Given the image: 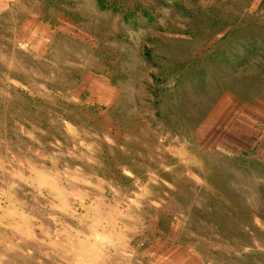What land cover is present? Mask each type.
Masks as SVG:
<instances>
[{"label": "rangeland", "instance_id": "1", "mask_svg": "<svg viewBox=\"0 0 264 264\" xmlns=\"http://www.w3.org/2000/svg\"><path fill=\"white\" fill-rule=\"evenodd\" d=\"M0 264H264V0H0Z\"/></svg>", "mask_w": 264, "mask_h": 264}, {"label": "trees", "instance_id": "2", "mask_svg": "<svg viewBox=\"0 0 264 264\" xmlns=\"http://www.w3.org/2000/svg\"><path fill=\"white\" fill-rule=\"evenodd\" d=\"M102 8H103V9H106V6L102 5Z\"/></svg>", "mask_w": 264, "mask_h": 264}]
</instances>
